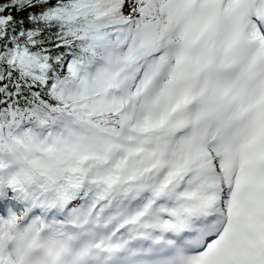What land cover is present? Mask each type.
I'll return each mask as SVG.
<instances>
[{
    "label": "snow or ice",
    "instance_id": "1",
    "mask_svg": "<svg viewBox=\"0 0 264 264\" xmlns=\"http://www.w3.org/2000/svg\"><path fill=\"white\" fill-rule=\"evenodd\" d=\"M0 264H264V0H0Z\"/></svg>",
    "mask_w": 264,
    "mask_h": 264
}]
</instances>
